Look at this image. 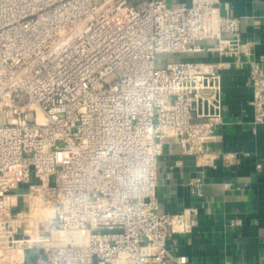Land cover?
Listing matches in <instances>:
<instances>
[{"label": "built area", "instance_id": "1", "mask_svg": "<svg viewBox=\"0 0 264 264\" xmlns=\"http://www.w3.org/2000/svg\"><path fill=\"white\" fill-rule=\"evenodd\" d=\"M138 1L0 0V264L188 262L168 239L198 209L160 210L158 159L169 139L218 156L225 62L172 56L212 42L240 61L241 21L221 0Z\"/></svg>", "mask_w": 264, "mask_h": 264}, {"label": "crops", "instance_id": "2", "mask_svg": "<svg viewBox=\"0 0 264 264\" xmlns=\"http://www.w3.org/2000/svg\"><path fill=\"white\" fill-rule=\"evenodd\" d=\"M220 9L240 18L242 61L219 55L212 42L207 49L172 56L225 62L224 122L211 144L218 156L207 164L167 140L158 159L156 194L162 212L198 209L193 230L168 239L171 251L188 257L186 264H264V121L255 122L249 83L250 61L264 59V0H221Z\"/></svg>", "mask_w": 264, "mask_h": 264}, {"label": "rangeland", "instance_id": "3", "mask_svg": "<svg viewBox=\"0 0 264 264\" xmlns=\"http://www.w3.org/2000/svg\"><path fill=\"white\" fill-rule=\"evenodd\" d=\"M10 116H12V111H10ZM7 121V116L3 111H0V124H4Z\"/></svg>", "mask_w": 264, "mask_h": 264}, {"label": "water", "instance_id": "4", "mask_svg": "<svg viewBox=\"0 0 264 264\" xmlns=\"http://www.w3.org/2000/svg\"><path fill=\"white\" fill-rule=\"evenodd\" d=\"M133 2V4L137 5L138 4V0H131Z\"/></svg>", "mask_w": 264, "mask_h": 264}]
</instances>
